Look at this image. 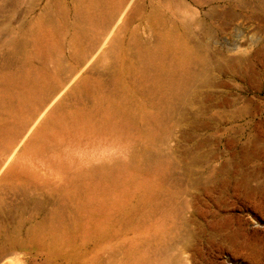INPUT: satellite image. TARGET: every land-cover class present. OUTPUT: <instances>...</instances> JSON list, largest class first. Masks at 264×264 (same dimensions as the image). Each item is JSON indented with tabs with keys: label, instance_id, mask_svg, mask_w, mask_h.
<instances>
[{
	"label": "rangeland",
	"instance_id": "374dc122",
	"mask_svg": "<svg viewBox=\"0 0 264 264\" xmlns=\"http://www.w3.org/2000/svg\"><path fill=\"white\" fill-rule=\"evenodd\" d=\"M0 264H264V0H0Z\"/></svg>",
	"mask_w": 264,
	"mask_h": 264
}]
</instances>
